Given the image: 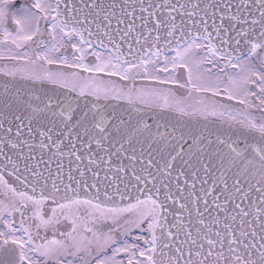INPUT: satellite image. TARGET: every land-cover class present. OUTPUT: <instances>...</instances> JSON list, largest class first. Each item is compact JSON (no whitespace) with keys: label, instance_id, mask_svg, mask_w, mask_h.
Wrapping results in <instances>:
<instances>
[{"label":"snow or ice","instance_id":"6c2138e0","mask_svg":"<svg viewBox=\"0 0 264 264\" xmlns=\"http://www.w3.org/2000/svg\"><path fill=\"white\" fill-rule=\"evenodd\" d=\"M0 264H264V0H0Z\"/></svg>","mask_w":264,"mask_h":264}]
</instances>
